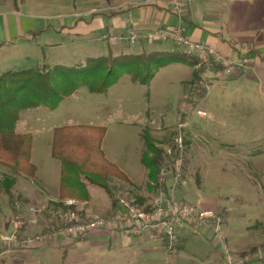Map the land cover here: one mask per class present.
<instances>
[{
    "label": "rangeland",
    "instance_id": "rangeland-1",
    "mask_svg": "<svg viewBox=\"0 0 264 264\" xmlns=\"http://www.w3.org/2000/svg\"><path fill=\"white\" fill-rule=\"evenodd\" d=\"M104 6L106 0H0V17L6 22L9 40L14 42V45L4 43L0 72L44 63L71 66L83 63L87 57L106 55V26L110 27V18ZM152 44L149 47V42L143 43L139 48L124 46L120 52L150 53L149 59L143 58L142 62L158 68L147 83L133 81L124 72L102 93L90 92L86 86L79 85L52 110L35 107L21 112L15 129L31 135L32 161L38 167L36 177L51 188L58 178L52 164L57 160L50 155L53 127L104 126V153L108 159L123 164L129 176L127 183L110 178L109 184L115 190L117 183L127 187L121 197L147 198L141 204L144 208L154 194L147 191V169L141 161L148 142H158L169 155L176 151L172 160L181 154L184 164L183 182L178 189L180 200L219 211L223 216L224 242L229 243L232 254L238 255L235 252L250 241L248 234L262 233V230H246L248 237L242 243L234 240L242 226H251L264 216V95L257 91L247 97L242 87L237 91L227 89L223 97L200 103L196 108L205 113L197 114L195 104L188 98L190 86L187 85L192 61L196 59L170 41ZM88 190L96 206L93 205L94 214L83 215L108 216L100 211L110 201L106 193L94 185H88ZM1 199L8 200L2 191L0 234L9 218L6 232L11 230L12 220V212L1 204ZM35 217L38 216L28 214L25 222ZM26 224L22 236L40 233L25 235ZM204 233L201 229L192 230V241L186 249L191 245L194 248L193 243L199 241L200 257L207 260L220 247L204 237ZM135 237L138 236L119 233L113 240L107 235H85L65 246L57 245L58 239L56 244L41 249H25L30 251L27 264H142L141 259L149 258V246H142ZM260 250L257 247L252 253ZM180 254L189 257L187 251Z\"/></svg>",
    "mask_w": 264,
    "mask_h": 264
},
{
    "label": "crops",
    "instance_id": "crops-1",
    "mask_svg": "<svg viewBox=\"0 0 264 264\" xmlns=\"http://www.w3.org/2000/svg\"><path fill=\"white\" fill-rule=\"evenodd\" d=\"M106 2L107 6H104V9L108 10L106 11V16L110 18V27L106 26V34L112 29L120 30V32H124L127 29H134L143 32L152 31L161 26L171 25L177 22L175 16L171 13L170 5L167 0H106ZM13 4L16 5V2H13ZM181 24L185 29V34L192 40L210 45L224 56L232 58L246 56L250 59V65L248 68L237 70L229 76L218 75L214 77L207 90H205L202 98L197 99L194 92L189 90L190 93L188 98L190 102L195 104V111H203L196 107L200 103L212 100L213 97L214 99H217L219 96L223 97V93L226 92L227 89L237 91V89L242 87L243 94L247 97L252 93H257V91L261 93V95H264V0H188ZM4 43H13L12 45H14L13 40H9L6 22L4 18L0 17V52L4 50ZM151 43H154L152 44L154 46L163 42ZM151 43H149V47L151 46ZM107 44L108 51L110 50L114 55L120 54L123 49L122 47L129 46L122 41H117L116 43L108 41ZM140 46L141 45H136L131 47L139 48ZM194 68H196V65L192 66L191 76L187 80V85H189L193 79L192 72ZM180 117L185 119L182 114ZM183 124H185V120ZM14 130L17 133H28L24 131H16L15 128ZM31 155L32 146L30 160L36 167L35 176L33 178L17 176L10 189L12 195H16L15 199L21 204V209L26 216L31 214V209H44L49 202H55L58 200L60 178V165L58 161H56L57 163L52 164L55 166V171L56 169L58 171V178L53 182V186L49 188L44 182L39 181L36 177L38 172L37 163L32 161ZM110 161L127 176L129 181L128 172L125 166L120 162ZM7 174V169L2 167L0 170V178L5 177ZM119 182L123 183L124 181L120 180ZM116 187V197L128 190L127 187L121 186L120 183H117ZM2 192H4V189ZM67 202L71 203L70 200ZM1 204H5V206L9 208V212H12L11 205L7 199H3ZM93 205H95V203L92 202L91 195L88 202L77 203L79 210H82L84 214L88 215L94 214ZM1 206L2 205H0V207ZM110 206V201L108 204L103 205L100 210L102 214L111 215L115 209L109 211ZM9 221L6 220L2 225L1 231L6 232L9 229ZM26 223V228L23 232L25 235L30 232L38 233L47 231L53 227L52 219L47 216H38L31 221H26ZM242 228L243 230H241L239 235L237 234V239L234 238V240L242 243V240L250 236V239L247 238L248 241H250L235 253H240L244 250H254L257 249V247L264 251V216L259 220H255L254 224H251V226L246 227L245 225L242 226ZM246 230H262V233L258 236H254L253 234H248L247 236L248 231L246 232ZM191 231L192 230L189 229L181 233L179 242L173 250H167L158 235L145 233L141 236L135 237L140 239V244L142 246L144 244L149 246V258H143L140 262H142V264H225L224 247L230 252L231 250L229 243L227 242L226 244L224 242L222 234L221 239H215L209 235L207 231L203 230L205 232V235L203 236L210 239L214 245L220 247V250L214 249L212 253L213 255L211 256L212 258L205 260L203 257H200L202 246L198 243L199 241L196 243L192 242L194 248H192L191 245L189 250L186 249L192 241V238L190 237ZM86 235H107L115 240V237L118 236L119 233L95 230ZM58 239L60 240L57 245L62 244L64 246L75 240L62 236H59L57 240ZM234 240L232 239L233 242ZM56 242L36 246L34 249H41L56 244ZM127 244L132 243L127 241ZM180 251H187L189 257L181 255ZM29 252L30 251L28 250H16L1 255L0 264H27L29 261ZM134 261L136 263L139 262L137 259ZM251 264H264V258L260 261L252 262Z\"/></svg>",
    "mask_w": 264,
    "mask_h": 264
},
{
    "label": "trees",
    "instance_id": "trees-1",
    "mask_svg": "<svg viewBox=\"0 0 264 264\" xmlns=\"http://www.w3.org/2000/svg\"><path fill=\"white\" fill-rule=\"evenodd\" d=\"M149 55L145 52L114 55L109 50L106 55L87 57L83 63L71 66L44 63L31 68H8L0 72V166L8 171L5 177L0 178V192L4 189L12 212L15 203L21 208L10 190L16 177L33 178L36 174V167L30 160L31 135L14 130L20 113L35 107L52 110L79 85L86 86L93 93L105 92L124 72L129 73L133 81L147 83L158 68L154 69L147 62H142L149 59ZM196 64L197 61L193 59L192 66ZM192 76L189 90L194 92L197 99L202 98L205 89L201 87L200 69L194 68ZM105 132L104 126L87 124L53 128L50 154L60 165L58 200L49 202L45 209L70 210L83 215L76 204L90 200L88 185L97 186L106 193L110 199L109 211L116 208V192L109 180L116 178L128 182V178L105 157L101 148ZM158 145V142H148V150L141 158L147 169L148 192L155 191L159 171L173 163L172 158L176 152L173 147L175 152L169 155ZM146 199L135 197L134 201L141 205ZM69 200L71 203H66ZM41 216L47 215L43 212ZM255 250H244L238 255Z\"/></svg>",
    "mask_w": 264,
    "mask_h": 264
},
{
    "label": "built area",
    "instance_id": "built-area-1",
    "mask_svg": "<svg viewBox=\"0 0 264 264\" xmlns=\"http://www.w3.org/2000/svg\"><path fill=\"white\" fill-rule=\"evenodd\" d=\"M167 1L171 13L177 20L176 23L145 32L133 29L117 33L111 31L107 35V40L111 43L122 41L130 46L170 41L196 59V68L201 71V87L205 90L214 77L229 76L237 70L249 67L250 59L246 56L239 58L224 56L214 47L189 38L181 24L188 0ZM196 113L204 115L205 112L197 110ZM182 156L180 154L172 164L159 171L158 184L152 200L144 204L146 208L136 204L134 199L117 196L114 212L106 217L86 216L70 210L31 209L30 212L36 216H41L45 212L52 219L54 226L34 236H22L25 215L18 203H15L10 222L11 230L0 234V255L56 242L59 236L78 239L95 230L119 232L126 236L155 234L160 237L167 250H173L179 242L181 233L189 229L205 230L215 239H221L223 216L219 211L195 207L178 198V189L183 182L184 173ZM262 258H264L262 250L234 255L224 247L225 264H251Z\"/></svg>",
    "mask_w": 264,
    "mask_h": 264
}]
</instances>
